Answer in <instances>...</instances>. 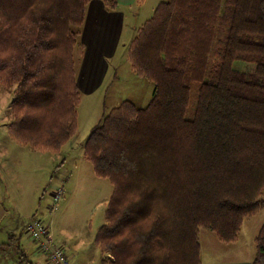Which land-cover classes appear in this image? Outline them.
Wrapping results in <instances>:
<instances>
[{"label":"trees","instance_id":"16d2710c","mask_svg":"<svg viewBox=\"0 0 264 264\" xmlns=\"http://www.w3.org/2000/svg\"><path fill=\"white\" fill-rule=\"evenodd\" d=\"M89 2L0 0V90L13 136L33 150L59 151L76 133L74 51ZM127 59L152 82L149 102L122 101L83 144L112 184L101 264H201L200 229L234 242L264 203V0L160 2ZM254 242L250 264H264V221Z\"/></svg>","mask_w":264,"mask_h":264},{"label":"rangeland","instance_id":"374dc122","mask_svg":"<svg viewBox=\"0 0 264 264\" xmlns=\"http://www.w3.org/2000/svg\"><path fill=\"white\" fill-rule=\"evenodd\" d=\"M163 1L166 0H118L114 9L105 8L114 10V14L120 16L122 26L114 44L108 47L113 48V53L106 60L107 69L103 79V74L97 79V88L93 92L79 88L77 130L59 151L33 150L30 145L17 141V136L10 129V121L13 120L9 109L11 93L0 90V201L7 210L2 225L9 224V221L14 225L18 221V227L23 226L25 220H19L21 210L23 213L28 211L35 214V218L41 217L39 219L46 225L50 223L48 229L53 236H49L52 244L60 247L67 243L65 247H69L73 255V261L69 260L71 264H84L85 261L100 264L103 257H110V254L100 251L95 235L105 222V209L112 193V184L108 177L98 176L91 162L83 157V144L90 129L111 108L124 100L138 108L149 102L153 84L131 69L127 49L137 27L149 19L157 4ZM104 15L109 17L108 14ZM86 52L85 46L76 47L74 56L77 70ZM238 68L245 70L246 65ZM195 101L194 91L187 117L193 115ZM53 191L61 192L57 201L50 194ZM263 221L264 203L257 212L243 220L234 242L221 241L214 231L200 229L201 264L252 260L255 253L254 238ZM7 231L0 232V241H3L0 247L1 260L8 262V259H12L15 264L22 260L20 264H28L27 259L36 261L44 256L38 249L39 243L29 235L22 233L19 243L17 238L9 239L7 235L10 232ZM3 251L5 254L1 256ZM179 259L176 258V261Z\"/></svg>","mask_w":264,"mask_h":264},{"label":"crops","instance_id":"0c3cea01","mask_svg":"<svg viewBox=\"0 0 264 264\" xmlns=\"http://www.w3.org/2000/svg\"><path fill=\"white\" fill-rule=\"evenodd\" d=\"M117 1L118 0H116V2ZM120 2H124V0H120ZM104 13L108 14L109 17H106ZM114 13H115L114 10L112 11L106 10L101 0H90V2L88 3L86 9V17L82 26V33H81V38L87 52L84 54L79 69L78 70L76 69V83L78 88L80 89L83 88L84 90L85 88L86 91L93 92L97 88V79H99L107 69L106 60L107 58H111L113 53V48L109 49L108 47L109 45L114 44L115 37L116 35H118L119 32V28H121L122 26L120 16ZM114 27H116V30L114 29ZM104 74L102 75V79L104 77ZM52 193L53 192H50L51 195ZM6 212L7 210L3 207L0 201V232L7 229L8 230L7 232H10L7 235L9 239L14 240L17 238L20 243V240L22 238V233L28 235V233L25 230L26 223L29 220L35 218L36 215L28 211L23 213V211L21 210L20 211L21 217L19 218V220L22 221L24 219L25 222L22 223L23 226L18 227L20 224V222L18 221H16L14 225H12L11 221H9V224L6 223L7 225L6 224L2 225V222L4 221L3 217H5L4 214H6ZM47 225H48L47 227H49L50 229V223L49 224L47 223ZM49 229H48L49 232L48 236L53 238ZM1 242L3 241H0V247H2ZM65 246H67V243L63 244L62 246L60 245V247L64 249L69 260H72L71 258L73 255L70 253V248ZM4 254L5 251H3V254L1 256H3ZM44 257L45 256L43 257L41 256L40 259L36 261L27 259L26 262L28 264H47L48 262ZM250 261L251 260L248 261L238 260L232 262H209L206 264H250ZM20 263H22V260H18V264ZM0 264H15V263L13 262L12 259H8V262H5L3 261V259L2 260L0 259ZM84 264H91V263L89 261L88 262L85 261Z\"/></svg>","mask_w":264,"mask_h":264},{"label":"built area","instance_id":"2783aa9c","mask_svg":"<svg viewBox=\"0 0 264 264\" xmlns=\"http://www.w3.org/2000/svg\"><path fill=\"white\" fill-rule=\"evenodd\" d=\"M52 196L57 201L61 196V192L53 191ZM47 229V225L39 218H33L25 225L26 232L33 240L39 243L38 249L46 257L49 264H71L64 249L59 246L55 247L51 238L49 236L46 237Z\"/></svg>","mask_w":264,"mask_h":264}]
</instances>
